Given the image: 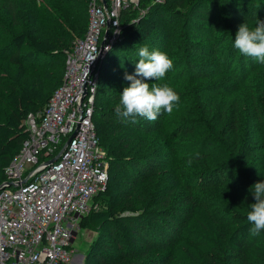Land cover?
<instances>
[{"label":"trees","instance_id":"1","mask_svg":"<svg viewBox=\"0 0 264 264\" xmlns=\"http://www.w3.org/2000/svg\"><path fill=\"white\" fill-rule=\"evenodd\" d=\"M89 1L42 0L36 13L29 0H0V26L9 31L2 48L7 49L3 69L13 83L0 96V185L8 180L7 168L29 135L25 119L39 118L63 83L66 55L87 30ZM152 1L141 0L123 13L122 36L100 63L99 80L111 58L110 66L134 74L139 49L145 46L170 59L175 56L166 74L182 63L181 74L193 78L230 71L233 81L205 86L209 97L201 101L205 106L213 97L220 120L211 132L194 137L185 155L192 160L221 159L209 166L198 164L187 174L186 190L173 196L176 188L161 182L171 154L165 157L152 149L147 137L165 129L182 145L200 120L171 121L162 110L156 121H125L116 116L115 106L100 108L98 103L121 93L99 91L98 84L93 121L107 153L108 179L94 195L90 212L82 216L83 225L94 223L97 231L82 264H264V230L253 235L247 220L255 203L251 187L264 182V64L234 47L239 26H255L264 16V0ZM38 24L44 34H39ZM193 53L208 59L196 60ZM29 69L31 78L22 81ZM171 88L179 102L188 96L184 88ZM229 94L240 96L227 112L218 96ZM246 124L249 134L244 135ZM237 170L241 173L234 175ZM233 178L240 184L231 195L229 227L223 229L217 226L210 198L196 193L192 183L227 187ZM246 178L252 182L249 187L243 185Z\"/></svg>","mask_w":264,"mask_h":264},{"label":"built area","instance_id":"2","mask_svg":"<svg viewBox=\"0 0 264 264\" xmlns=\"http://www.w3.org/2000/svg\"><path fill=\"white\" fill-rule=\"evenodd\" d=\"M140 2L89 1L87 30L66 55L63 83L39 118L25 119L29 135L7 168L16 185L0 190V264L74 262V228L108 179L93 121L100 63L122 36L123 13Z\"/></svg>","mask_w":264,"mask_h":264},{"label":"rangeland","instance_id":"3","mask_svg":"<svg viewBox=\"0 0 264 264\" xmlns=\"http://www.w3.org/2000/svg\"><path fill=\"white\" fill-rule=\"evenodd\" d=\"M41 1L42 0H29V5L34 9L36 13H38L39 11L38 8L41 7ZM152 2L160 1L153 0ZM251 3L255 4L256 2L251 1ZM144 12L145 11H142V13ZM258 20L264 21V16L259 18ZM39 25L40 24H38L39 34H44V32L40 30V28L44 27ZM170 29L172 30V27ZM162 30H164L163 27ZM46 32L47 29L45 30V33ZM77 38L78 36L76 37V39ZM8 40V27L0 26V96L4 90H8L13 87L12 81L8 78L5 70L3 69L7 49L2 52V48L5 47L4 45ZM191 56L199 61L208 59V57L201 56L196 53L191 54ZM172 59H175V56L172 57ZM111 60H107L103 65L102 75L98 83V90L100 91L102 89H108L111 91H118L119 93H122L123 89L130 85V81H127L125 79V76L126 74L131 75L132 73L130 74V72L126 71L124 68L118 67L116 65L110 66ZM184 65V63L180 64L169 74H166L163 80L158 81V83L160 84H167L169 87H173L176 89L184 88L188 91V96L185 98V100H183L182 102H178L171 114L166 113V118L175 122H185L189 121L190 119H198L200 120V125L194 131L189 132L186 138V142L182 145H178V143L175 142L176 140L166 133L165 129L151 133L147 137V139L149 140V144L153 146L152 149L163 151L165 157H168V155L171 154L165 167L166 170L163 172L164 175L162 177H165L161 180V182L162 185H168L176 188V191L173 192V196H175L179 191L181 192L186 190L185 180L188 177L187 174H189L191 170L195 169L198 164L209 166L215 163L217 160L221 159L220 156H217L215 159L192 160L185 155L188 152L187 147L190 141L194 139V137H200L211 132L214 129V126L218 125L220 120L219 107L211 103V98L213 97L209 98L205 102V106L201 101L203 97H209V94L206 92L207 88L205 86L210 83L215 85L217 82L229 83L233 81L231 72L227 70H223L210 76L200 78H193L190 74L182 75L180 71L181 69H183ZM58 73L61 74V70ZM31 75L32 71L31 69H29L22 81L29 80L31 78ZM145 82L149 83L150 85L152 83H156L154 78H148ZM236 95L240 96L239 94H229L228 97H226L225 95L218 96L219 105H222V107L226 106L228 112L231 103L236 98ZM119 101L120 97L116 99H104L101 101L99 100L98 103L100 105V108H108L116 106ZM243 134H249V124H246V126L243 127ZM238 171L239 170L235 171L234 175H237V173H241ZM238 181L239 180L236 178L231 179L227 187L205 186L202 184H198L196 186V183H192L194 184L193 186L195 187L196 193L206 194L207 199L208 197L210 198L211 207L216 217L219 219V224L217 226L223 229H227L229 227V224L227 222L229 216H227V212L232 207L230 199L232 193H234V189L237 188L240 184ZM243 183V185L247 187L252 184L249 178H246ZM82 218L83 217H80L78 219V226L76 225L74 228L75 239L73 242V247L75 249V257L74 262L71 264L83 263V261L82 263H79L76 259L79 256H82L84 258V255L90 243L97 235V231L95 230L96 224L91 223L89 224V226H84V221Z\"/></svg>","mask_w":264,"mask_h":264},{"label":"clouds","instance_id":"4","mask_svg":"<svg viewBox=\"0 0 264 264\" xmlns=\"http://www.w3.org/2000/svg\"><path fill=\"white\" fill-rule=\"evenodd\" d=\"M234 47L242 55L264 64V21L256 19L254 27L247 22L240 25ZM138 55L140 59L135 73L125 76L130 85L123 89L114 111L118 118L132 123H135L137 117L156 121L162 110L171 114L180 100L171 87L158 83L173 68V61L166 53L158 50L150 52L146 46L139 49ZM148 78H154L156 83L150 85L145 82ZM251 188L255 203L249 206L247 220L252 224L250 232L259 235L264 230V182L256 183Z\"/></svg>","mask_w":264,"mask_h":264},{"label":"water","instance_id":"5","mask_svg":"<svg viewBox=\"0 0 264 264\" xmlns=\"http://www.w3.org/2000/svg\"><path fill=\"white\" fill-rule=\"evenodd\" d=\"M105 57H106V55H105ZM63 152H64V148L62 149V151L54 159L50 160L49 162H52L53 160L57 159L59 156H61L63 154ZM13 185L15 186L16 183H14L12 181H5L4 183H2L0 185V190H2L4 188H7V187H10V186H13Z\"/></svg>","mask_w":264,"mask_h":264},{"label":"crops","instance_id":"6","mask_svg":"<svg viewBox=\"0 0 264 264\" xmlns=\"http://www.w3.org/2000/svg\"><path fill=\"white\" fill-rule=\"evenodd\" d=\"M82 259V260H81ZM79 263L83 261V257L82 256H79L77 259H76Z\"/></svg>","mask_w":264,"mask_h":264}]
</instances>
